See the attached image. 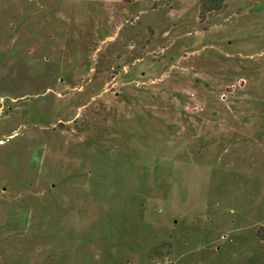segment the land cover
I'll return each instance as SVG.
<instances>
[{
  "label": "rangeland",
  "instance_id": "obj_1",
  "mask_svg": "<svg viewBox=\"0 0 264 264\" xmlns=\"http://www.w3.org/2000/svg\"><path fill=\"white\" fill-rule=\"evenodd\" d=\"M219 1L0 0V264H264V0Z\"/></svg>",
  "mask_w": 264,
  "mask_h": 264
},
{
  "label": "trees",
  "instance_id": "obj_2",
  "mask_svg": "<svg viewBox=\"0 0 264 264\" xmlns=\"http://www.w3.org/2000/svg\"><path fill=\"white\" fill-rule=\"evenodd\" d=\"M219 2H220L219 0H202L201 7L205 9L207 6V9H206L207 11L212 10V9L216 10L220 6Z\"/></svg>",
  "mask_w": 264,
  "mask_h": 264
}]
</instances>
